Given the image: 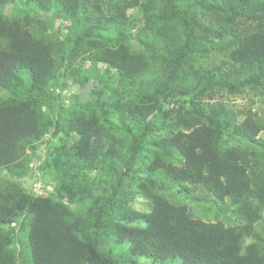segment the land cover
I'll list each match as a JSON object with an SVG mask.
<instances>
[{"label": "trees", "instance_id": "trees-1", "mask_svg": "<svg viewBox=\"0 0 264 264\" xmlns=\"http://www.w3.org/2000/svg\"><path fill=\"white\" fill-rule=\"evenodd\" d=\"M13 3L0 0V264H264V109L204 103L264 98V0H18L9 18ZM210 50L221 61L201 64ZM99 63L114 83L92 79ZM65 79L92 84L88 98L61 102ZM51 128L58 143L30 166Z\"/></svg>", "mask_w": 264, "mask_h": 264}, {"label": "rangeland", "instance_id": "rangeland-1", "mask_svg": "<svg viewBox=\"0 0 264 264\" xmlns=\"http://www.w3.org/2000/svg\"><path fill=\"white\" fill-rule=\"evenodd\" d=\"M17 1L18 0H14L13 4L9 5L8 7H6L3 10V13L5 15H7L9 18L13 17V11H14V8L16 6ZM128 14H132V11L129 10ZM203 15H207V13H204ZM209 21H210V19L206 16L200 17V22H202L205 26L209 24ZM60 24H62V21H53V23L51 25H48L49 34H51V35L56 34L57 33V26ZM132 33L134 34L135 30H133ZM207 39H208V32L203 34L199 40L201 41V40H207ZM129 47L131 49H133V51L138 50L135 42H132V44L129 45ZM146 53L150 54L149 52H146ZM222 56L223 55H220L218 52H214V51L210 50V52H208L206 54V57L204 59H202L200 61V63L203 64L206 62H219V61H221ZM86 66H88V65H86ZM96 70L98 72L94 75V77L92 79H99L101 77H104L105 81H108L110 83H114L113 80H110V78H113L115 76V73H116V71L113 68H110L105 63H99L96 67ZM105 81L102 82L98 87L106 86ZM92 87H93L92 84H90V85L80 89V88H78V86H73L70 80L65 79L64 81H61L60 84H58V82L54 83V86H52L50 88V91L53 92V95H55V96L59 95L60 93L63 94V96L70 94L69 101L72 102V100H74L72 98L73 95H75L76 97L78 96L77 99H79V100L87 99L89 96V92L92 89ZM13 91L17 92L19 94H23V93H25V88L24 87H15V88H13ZM4 95H5V93L3 91H0V96H4ZM59 97H61V96L59 95ZM63 100H64L63 97H61V102ZM217 102H223V103L227 104L229 107H231L233 109V111L235 110L238 112L240 118H242L244 115H246L249 111H252V112L255 111L256 115L257 114L259 115L262 112V110L264 109L263 108L264 98H259L256 94V91L248 89V88L245 89L243 94H241L240 96H238L236 98H234L233 96L231 97V96H225V95H218L217 93H214L212 95L211 99L207 100L204 103L207 105H211V104H215ZM176 103H177L176 99L168 100L167 102L164 103V106L167 110H175L178 107V104H176ZM65 106H67V105H65ZM43 111H45V112L49 111V108L47 107V105L43 106ZM205 112H207V111H205ZM198 122H199V118H195L193 121V123H198ZM169 125H171L170 119H169ZM53 130L54 129L51 128L48 131V133L43 136L42 140L40 141L41 145L36 150V154H33V153L30 154L31 152L28 151V155H29V157H31L30 166H31V164H33V165L34 164H40L41 162H43L45 160V158L47 159V154L51 150V147L58 143L59 135L57 137H53L52 136ZM258 139L264 141V131H262L258 135ZM52 142H54V143H52ZM50 143H52V144L50 145ZM32 158H33V160H32ZM31 174L32 173L29 172V175H31ZM90 176L94 177L95 172L92 171L90 173ZM7 177L5 176L4 172L0 171V182L2 180L8 179ZM24 182H22V183H24ZM28 184H29V180L27 182V185ZM134 207L136 209H139V210H141L143 208V206L139 202H135ZM5 229L7 231L11 232L13 230H17V226H15V224H11L10 226H6ZM18 247H19V245H18ZM165 264H171V263H165ZM172 264H178V263L175 262Z\"/></svg>", "mask_w": 264, "mask_h": 264}, {"label": "built area", "instance_id": "built-area-1", "mask_svg": "<svg viewBox=\"0 0 264 264\" xmlns=\"http://www.w3.org/2000/svg\"><path fill=\"white\" fill-rule=\"evenodd\" d=\"M66 97H68L66 95ZM35 189L38 190L41 194H47V193H50L52 191V188L50 186H46L45 188L44 187H41V185L39 184H36L34 185Z\"/></svg>", "mask_w": 264, "mask_h": 264}]
</instances>
